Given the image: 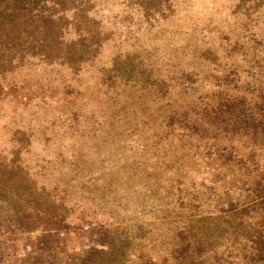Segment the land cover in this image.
Masks as SVG:
<instances>
[{
	"label": "trees",
	"instance_id": "1",
	"mask_svg": "<svg viewBox=\"0 0 264 264\" xmlns=\"http://www.w3.org/2000/svg\"><path fill=\"white\" fill-rule=\"evenodd\" d=\"M86 1L93 7L76 6L77 17L103 12L98 0ZM171 4L158 0L153 15ZM257 4L226 11L223 24L207 22L213 27L179 41L162 38L156 17L153 46L144 38L152 25L124 5L121 21L141 33L130 53L102 55L105 28L92 53L72 50L73 40L63 48L54 35L40 46L61 45L60 54L46 56L39 44L29 50L21 68L37 60L35 78L9 83L25 88L14 105L27 111L3 124L8 135L15 128L5 140L29 155L40 145L45 155L33 177L0 148V231L19 228L31 264L40 250L34 232L56 242L43 257L48 264H264V0ZM20 5L49 22L56 17L46 0ZM17 34L7 33V51ZM20 176L23 187L7 186ZM82 195L91 208L78 199L74 213V196ZM72 233L95 245L69 253Z\"/></svg>",
	"mask_w": 264,
	"mask_h": 264
},
{
	"label": "rangeland",
	"instance_id": "2",
	"mask_svg": "<svg viewBox=\"0 0 264 264\" xmlns=\"http://www.w3.org/2000/svg\"><path fill=\"white\" fill-rule=\"evenodd\" d=\"M20 1L25 3L27 0ZM20 1L0 0V148H2L1 150L3 151L2 153L4 154L5 160L12 161L11 163L14 164L21 163L22 165H26L30 174L34 177V175H36V170L39 167L38 163L41 162L40 158H42V155H45V152L42 151L40 145H37L35 150L32 149V151H30L31 153H34L35 156L33 154H26L24 149H22V146L16 147L12 140H5V138L12 137L11 130H15V128H8L10 130L8 135V130L4 128L3 125L7 121L15 120L18 119V117L25 115L27 111L20 105H14V102L19 103L22 95L26 94L25 88L20 89L19 92H17L19 88L10 89L9 83L15 82L21 86L22 82H25L24 85H26V83L31 82L32 79L35 78L36 74L31 69V66H34V61L37 60L32 59L30 60V63L28 62L23 68H21L22 64L20 62L25 61V58L27 59L29 50L35 48L39 44L38 49L45 50V52H47L46 56L50 55L51 57H54V55L56 56L60 54V52L56 51H61V45L63 48L69 49L66 43L67 41L73 40L71 43L73 45L71 48L72 50L92 53L91 51L95 50V47H91V43L98 39L97 31L100 28H105L106 32H109L110 38L107 39L109 41L108 44L106 43L102 46V48H104L102 55L106 56L111 50L119 51L123 55L124 52H132L133 48L136 46L137 39L141 34L133 30V27L126 25V21H121L120 14L123 12L120 10L124 5L125 8L133 7V10H140L135 12V20L143 19L142 21L144 25H152V29L144 34V38L145 40L149 38V44L153 46V36L156 33L153 29V21L156 17L160 20L158 30L163 33L162 38L172 37L179 41L182 40V36L187 35L188 32H190V34L194 33L195 27L200 29L203 25L204 27L208 25L213 27L212 24L215 23L223 24L225 22V19L223 18L226 15V11L235 12L237 7L247 8L250 7V5L256 6L259 5L257 2L262 0H174V4H171V10L169 9L159 15H153L152 11L154 5H158V0H154L153 3L151 0H124L125 3L122 0H98L95 6L103 12L100 11L96 14L90 13V18L87 19L83 18L81 15L77 17L78 11L75 7L80 5L81 8L84 9L92 8L93 4L90 1L46 0L50 5L49 10L50 8L57 9L53 11V13L56 14L55 19H51L52 23H57L56 30L50 29L51 22L46 18L41 19L35 17L32 12H27L26 9L22 8ZM254 2H256V4H254ZM64 8H68V10H63L62 12V9ZM146 8H149L148 13L152 16L146 18L140 17L142 11ZM118 11H120L119 14H116ZM209 17L210 19H208ZM207 22L212 24L206 25ZM11 31L14 32V34L18 33V37L14 50L9 52L4 47L7 37L11 36L7 35V33ZM50 35L58 37L61 41V45L58 49H55L56 51L54 52L40 46L41 40L49 39ZM134 35L138 36L135 38ZM199 35L200 34L196 37ZM118 37H120L119 40L117 39ZM161 40L162 42L164 41L163 39ZM113 42H118L120 45L113 48ZM24 49L25 56L23 53ZM22 53L24 57H22ZM16 60L17 64L13 66V63H15ZM28 70L30 74H32V78L30 79H28L29 74L27 78L24 77V74ZM24 120V124L29 121L27 118H24ZM37 159H39V161H37ZM22 165L21 169L24 172V167ZM6 180L8 182V179ZM24 183L25 181L23 180V177L20 176L16 177L15 181L10 180L7 183V186L20 188L23 187ZM74 197L77 202V205H75L73 210L74 213L80 208V202L82 208L84 206L85 208H91L90 202L86 196L82 195L80 198L76 196ZM78 199H80V202ZM12 206V204H8L5 207V211L8 214L13 212ZM131 206L132 204L130 203L127 205L129 210H131ZM84 212L89 215L87 209H85ZM130 215L132 214L130 213ZM130 215L126 216L129 217ZM134 220L135 217H132L129 222L133 223ZM122 224L127 223L123 222ZM107 227L108 225L106 228ZM19 235V228L5 227L0 231V243H3L4 246H6L5 249H1L0 251V264L32 263V260L28 259L27 255L29 248L24 246L23 241L21 242L17 240ZM33 235H36L34 241H36L37 245L40 247L37 264H48L43 262V257L50 255L56 242L53 240L52 236L45 232H34L32 236ZM68 240V252L71 254L80 252L90 245H95V241L89 238L86 233L77 234L76 236L75 233H72L69 235ZM98 246L102 247L101 245ZM48 259L53 260L51 256Z\"/></svg>",
	"mask_w": 264,
	"mask_h": 264
}]
</instances>
